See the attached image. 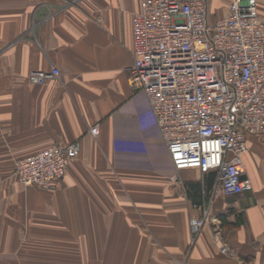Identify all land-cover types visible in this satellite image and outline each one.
<instances>
[{
	"label": "crops",
	"instance_id": "0c3cea01",
	"mask_svg": "<svg viewBox=\"0 0 264 264\" xmlns=\"http://www.w3.org/2000/svg\"><path fill=\"white\" fill-rule=\"evenodd\" d=\"M230 1L208 0L209 19ZM141 3L0 0V264H264V138L248 135L251 188L238 194L213 171L173 167L128 83ZM257 11L264 18V0ZM52 66L59 76L28 81ZM75 139L57 188L18 182L16 158Z\"/></svg>",
	"mask_w": 264,
	"mask_h": 264
},
{
	"label": "built area",
	"instance_id": "2783aa9c",
	"mask_svg": "<svg viewBox=\"0 0 264 264\" xmlns=\"http://www.w3.org/2000/svg\"><path fill=\"white\" fill-rule=\"evenodd\" d=\"M132 43L128 83L145 94L173 167L215 172L224 194L250 189L247 138H264V18L257 0H231L214 21L208 0H142L132 13ZM59 74L55 66L35 68L27 78L43 84ZM89 131L96 134L98 123ZM79 149L78 139L47 145L16 158L13 173L24 186L55 189ZM206 215L190 219L194 232ZM219 248L230 251L225 243Z\"/></svg>",
	"mask_w": 264,
	"mask_h": 264
},
{
	"label": "trees",
	"instance_id": "16d2710c",
	"mask_svg": "<svg viewBox=\"0 0 264 264\" xmlns=\"http://www.w3.org/2000/svg\"><path fill=\"white\" fill-rule=\"evenodd\" d=\"M237 223H239V221H237Z\"/></svg>",
	"mask_w": 264,
	"mask_h": 264
},
{
	"label": "water",
	"instance_id": "95a60500",
	"mask_svg": "<svg viewBox=\"0 0 264 264\" xmlns=\"http://www.w3.org/2000/svg\"><path fill=\"white\" fill-rule=\"evenodd\" d=\"M242 177H244V175Z\"/></svg>",
	"mask_w": 264,
	"mask_h": 264
}]
</instances>
